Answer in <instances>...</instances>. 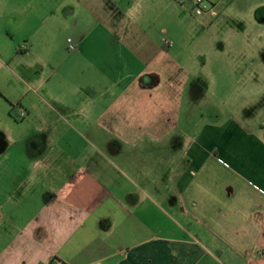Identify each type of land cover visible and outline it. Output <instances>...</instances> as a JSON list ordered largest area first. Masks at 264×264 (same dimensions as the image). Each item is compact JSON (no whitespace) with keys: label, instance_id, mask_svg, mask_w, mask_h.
I'll list each match as a JSON object with an SVG mask.
<instances>
[{"label":"crops","instance_id":"0c3cea01","mask_svg":"<svg viewBox=\"0 0 264 264\" xmlns=\"http://www.w3.org/2000/svg\"><path fill=\"white\" fill-rule=\"evenodd\" d=\"M79 4L88 16L66 62L14 65L35 50L20 31L37 18L0 0V264H264V119L202 113L193 141L168 142L184 131L169 109L178 80L106 61L116 48L88 43L99 29ZM256 82L260 102L264 80L243 84Z\"/></svg>","mask_w":264,"mask_h":264},{"label":"rangeland","instance_id":"374dc122","mask_svg":"<svg viewBox=\"0 0 264 264\" xmlns=\"http://www.w3.org/2000/svg\"><path fill=\"white\" fill-rule=\"evenodd\" d=\"M23 1L27 12L35 14L37 20H26L20 31L26 38L21 41L30 38L35 50L28 55L16 52L9 61L14 65L66 62L81 41V26L76 28V20L88 16L79 4L82 0ZM73 1L78 16H64L68 13L64 9ZM115 1L89 0L94 17H89L90 27L99 30L88 43L96 45L100 41L101 46L115 47L114 57L107 52L106 61L133 60L137 66L132 71L140 80L148 83L153 80L155 84L166 79L178 80V85L169 87L172 91L169 109L179 110L185 132L172 133L168 142L181 141L183 147L184 141H193L202 113L208 118L211 111H233L253 124L264 119V98L257 102L250 97L258 82L248 85L249 90L243 84L249 79L264 80V0H220V15L216 19L196 17L189 6H180L175 0H118L119 6H115ZM33 25L37 26L36 31ZM161 47L165 49L163 57L147 66L157 58V49ZM129 48L139 63L128 52ZM126 74L124 70L123 76ZM107 77L106 88L114 77L110 68ZM153 147L155 157L162 156L156 143ZM174 155L170 154L172 168Z\"/></svg>","mask_w":264,"mask_h":264},{"label":"built area","instance_id":"2783aa9c","mask_svg":"<svg viewBox=\"0 0 264 264\" xmlns=\"http://www.w3.org/2000/svg\"><path fill=\"white\" fill-rule=\"evenodd\" d=\"M180 6H189L196 17L216 19L220 15V0H175Z\"/></svg>","mask_w":264,"mask_h":264}]
</instances>
